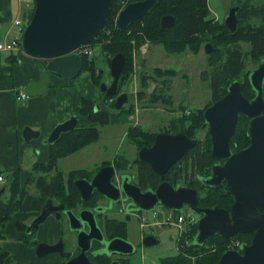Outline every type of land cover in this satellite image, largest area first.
I'll return each instance as SVG.
<instances>
[{
    "label": "water",
    "instance_id": "1",
    "mask_svg": "<svg viewBox=\"0 0 264 264\" xmlns=\"http://www.w3.org/2000/svg\"><path fill=\"white\" fill-rule=\"evenodd\" d=\"M114 0H34L35 7L31 18L24 25L20 42L24 55L39 60L43 68L39 71V79H31L25 86L27 96H41L48 90L52 82V75L64 79H71L80 74L83 68V57L79 51L90 44L104 31L108 22ZM159 0H137L123 7L117 16L116 26L127 29L133 22L142 21L157 5ZM237 6L230 9L225 20L231 33L238 30ZM176 23L173 14H165L161 18V26L172 27ZM212 44L205 46L210 53ZM110 58V74L113 80L110 84L101 82V91L108 97H116L115 107L125 108L129 102L128 92L119 93V81L127 62L123 52ZM103 72L98 71L100 77ZM250 80L256 90V96L248 99L242 89L239 78L228 85L227 93L204 110V123L210 124L212 134V154L215 157L227 158L225 164H215L212 175L205 180V184L213 187H224L226 192L234 195L231 210L215 205L202 207L198 202L196 189L179 186L172 187L164 181L169 167L176 161L182 162L183 157L197 144V137L189 136L182 130L173 133L161 131L156 134L153 145H143L138 150L135 162H146L152 170L162 178L155 191H142L141 188L128 181L122 180L121 185L112 181L113 165H107L98 170L91 181L75 180L81 192V199H87L94 187L107 198L117 201L121 194L130 198L135 206L144 210H154L158 203L184 212V205L200 214L197 222L195 242L203 245L216 235L231 238L238 233L254 231L251 243H244L240 249H226L217 264H264V63L250 72ZM101 104H96V111ZM239 112H244L249 118L248 134L251 144L234 152L230 139L236 130ZM77 113L64 121L58 122L50 135L45 137L44 143L53 144L62 134L77 128L79 123ZM26 141L39 137L40 131L30 126L23 129ZM226 183L224 184V182ZM0 189V195L5 191ZM41 213L27 226L26 234L32 235L52 212L60 205L53 203V199L45 200ZM64 207V205H61ZM135 207V208H137ZM79 216L69 210L71 228H76L75 221H89L91 230L79 232L81 251L70 258L65 264H95L89 260L87 250L93 239L103 238L100 228L95 223L94 213L84 209ZM154 234H147L145 239L154 238ZM145 242L146 246L160 244V239ZM86 242V243H84ZM59 244H48L41 241L36 246V253L43 257L47 253L59 251ZM107 250L119 251L125 254L134 252V245L122 237H114L108 242Z\"/></svg>",
    "mask_w": 264,
    "mask_h": 264
},
{
    "label": "rangeland",
    "instance_id": "2",
    "mask_svg": "<svg viewBox=\"0 0 264 264\" xmlns=\"http://www.w3.org/2000/svg\"><path fill=\"white\" fill-rule=\"evenodd\" d=\"M129 1L118 0L119 8L116 9L113 17V27L116 25L119 11L127 6ZM251 2V9H248L247 13L245 12L244 17L240 16L242 28L244 25H250L251 29L257 25H264V0H251ZM228 3L229 0H207L209 20L212 21L217 17L214 14L223 18L228 8ZM253 9L258 10L255 12ZM253 12L255 13L252 14ZM242 28L240 29L241 34L239 33L235 38H230L229 41L225 42L221 38L219 39L217 32L214 30L212 32L211 27L208 26L202 29L201 32H195L196 36H199L198 38H194L193 47L185 46L184 49L179 51L168 50L167 46L162 42L152 41L148 37H144L146 40L139 46L137 40L133 39L131 42L132 49L130 52L129 70L126 73L124 72L125 75L123 74L120 78L124 80L119 82L118 92H128L130 97L129 102L125 104V110L117 109L113 104V100L116 97H106L100 87L101 82L110 84L113 80L110 74V58L104 53L106 51L112 53L107 48V45L113 40V30L111 27L106 30L105 35L80 48L79 51L87 56L90 67L80 72L76 77L66 79L65 81L70 82L69 86L74 87L76 92L85 94L84 98L90 99L96 104L100 103L102 110L109 117L108 121L105 124H101L100 122L89 121V119L83 116L78 126L85 127L95 124L99 130V138L86 144L79 150L67 156L65 155V158L61 161L62 157L59 158L55 169L53 168L49 171L37 170L34 172L33 177H35V180L29 186V192L31 194H35V192H39L40 190L47 192L50 190L51 181L60 186L58 181L62 178V181L65 182L69 170L73 167L99 165L101 162L106 161V159L107 161H112L118 159V157L125 158L128 166L136 158L138 149L142 145L151 144L154 141H151V139H154L153 137L158 131L170 132L173 129H179L181 128L182 121H187L186 131L191 134L197 133L198 137L203 141L202 150L206 149L209 145L208 139L210 138L207 128L192 126L194 122L188 121L190 118L188 115L190 111L193 116L194 113L205 110L213 101L214 90L212 87L214 86L215 78H218V74L216 75V73L218 71L226 72L228 58V54L226 53L229 50L235 49L241 52L240 60L243 63L241 73L239 74L241 78L244 77L245 72H249V70L255 68L258 64L257 59L252 55L253 45L251 41H248L250 38L244 36L245 33L244 30L242 31ZM208 42L213 43L215 47V51L212 54H208L205 51V46ZM99 70L103 73L99 78V82H97L95 76ZM143 76L148 77V86L146 87L142 85ZM226 80L230 82L231 79L226 78ZM224 86L225 83L221 81V88H218V90H222ZM154 91L161 92L162 97L152 101L151 97ZM68 97L66 94V97L57 98L61 102V107L64 100L65 103L68 102ZM164 97L169 98L172 102H166L163 99ZM244 127L246 128V122H241L239 130L237 128V131L240 132L239 134H241L242 130H245ZM243 139L240 138L239 140L245 143L246 141H243ZM39 144L46 143L41 139ZM37 152L38 150L33 147L27 148L22 166L31 171L33 161H36L38 158ZM132 171L138 176L139 168L137 165H134ZM37 174L43 176H38ZM116 179H118L117 176ZM46 183L48 185H45ZM220 194L221 192L218 195ZM211 197L213 198L214 196L211 194ZM218 197H220V200H222V197L224 198L223 195ZM38 210L39 207H36V201H33L29 204L27 212L25 211L26 213L22 214L21 219L29 222L38 213ZM160 210H162V207L158 206L156 210L143 212V215L151 220H155L158 224L166 223V226L158 228L162 244L146 248L144 251L138 249L137 252L130 256V264H162V259L165 256H178L179 250L177 244H175L174 237L179 238L180 236L181 242L185 240L180 245L181 247L185 243L186 245L191 244L192 227L197 224L199 215L185 205L183 210L188 215V220L182 224L181 230L179 226H170V222H166L170 216L167 213H164L165 217L163 216V218H156V213ZM140 220V227H142L145 219L141 218ZM189 220H194L195 223L188 226ZM133 221L136 222V217L128 227L123 226V229L126 230L125 234L129 233V228L132 229L135 226L136 223ZM7 231V237L4 239L3 246L11 250L13 257L12 260H3L0 264H58V259L53 257L52 254L39 258L32 251L27 250L28 247L32 248L30 245L25 244L24 247L18 244L17 246L13 245L15 240H13V237L11 239L8 236ZM246 237L244 236L243 238ZM236 239L233 241L229 238L226 245L228 247L235 246V242H238ZM213 243L214 241L207 242L206 247L212 250L216 249V244Z\"/></svg>",
    "mask_w": 264,
    "mask_h": 264
},
{
    "label": "flooded vegetation",
    "instance_id": "3",
    "mask_svg": "<svg viewBox=\"0 0 264 264\" xmlns=\"http://www.w3.org/2000/svg\"><path fill=\"white\" fill-rule=\"evenodd\" d=\"M132 1H136V0H132ZM235 6H237L238 8L237 18H238L239 25H238V30L233 34L230 32L229 27L225 24V20H226V17L230 9ZM251 6H252L251 0H229L228 8L226 12L224 13L223 18H221V16L214 14L217 17L213 19L212 21H210L211 31L213 32L214 26L216 25L217 30L227 29V31H229L232 35H234L233 38H235L239 33L241 34L240 29L242 28V25L240 23V16L244 17L243 15H245V12L247 13L248 9H251ZM253 10L257 12L258 9H253ZM255 12H253L252 14H254ZM243 30L245 33L244 36H247L248 38H250L248 41H251V44L253 45L252 55L254 56L255 59H257L258 64L256 65L255 68L249 70V72L248 71L245 72L244 77L241 78L239 76V74L241 73V70H240V72L233 79L230 80V82H232L233 80L239 78L241 80L242 85H243V82L245 81L246 75L249 81L250 74H251L250 72H252L254 69L259 67L261 62L264 63V52L257 51L255 48L257 36H260V34L264 36V25H261V26L257 25L252 29L250 25H244L242 28V31ZM208 43L212 44L213 46V50L208 54H212L215 51V47L213 43L211 42H208ZM235 51H239V50H235ZM239 53L241 54L240 51ZM226 54H228L229 56V51ZM240 64L243 65L241 60H240ZM227 89H228V86H227ZM226 93L227 91L226 92L221 91L217 93L213 92L214 99L208 106L212 105L215 101L224 97ZM243 93L248 99L254 98L257 94L255 89L253 92L252 91L248 92V94H246L245 91H243ZM241 122L243 123L246 122V128L244 127L246 135L244 136V139H243V141H246V142L243 143L244 144L243 146H241L239 141L238 142L234 141V136H235V133H234V135L230 139L231 146L234 152H237V151L239 152L240 150L247 148L251 144V140H252L251 136H249L248 134L250 118L244 112H239V118H238L236 126L238 127V125H240ZM203 123L201 125V128H207L208 133L210 135V141H211L210 157L206 160H200L198 158L196 154V149L200 146V150L202 151L203 141L201 138L198 137L197 133L189 135L193 137L195 136L198 139L197 144L192 149L193 157L189 156V153L192 151L190 150L183 157L182 162H179V161L174 162L169 167L164 181H167L174 188L184 185V186L196 189L199 194L198 202H199V205L202 207H213L215 205H218L219 207L231 210V207L235 200L234 195L230 192H226L224 187H213V186H208L207 184H205V180L209 178L213 173L214 165L215 164H221V165L225 164L227 161V158L215 157L212 154V134L210 131V124L208 123L205 126H203ZM237 127H236V130H237ZM177 130H180V129H173L169 133H173ZM165 132H168V131H165ZM153 143L154 141L151 144H147V146H151L153 145ZM136 158L125 169L119 165L120 159H115L112 161H107L106 159V161L101 162L99 165L73 167L72 169H70L65 182L62 181V178L60 181H58L60 182L58 192L54 195L50 193L44 198V200H42L43 202L39 206L38 213L27 224L29 225L41 213L42 207L44 203L46 202L45 200L51 198L54 200L53 201L54 204L56 203L57 205H60L56 209L53 208L52 212L47 217V219L39 225V229L34 234L30 235L31 237H33V239L31 238L30 240L37 241L35 244V252H36L37 244L41 241L47 242L48 244H59L60 245V247L58 246L59 251L47 253V255L52 254L53 257L58 259L60 264H65L67 260H69L70 258L80 253L82 247L79 243V232L80 231L89 232L91 230V224L89 223L90 220L89 221L83 220V222L75 221L74 223L77 227L71 228V222H70L68 212L70 210L76 216H79V214L82 213L81 211L84 209H90L93 211L95 223L100 228L103 234V238L93 239L87 250V255L89 257V260L95 264H130L131 262L130 256L133 253L137 252L138 249L144 251L146 248H152V247L161 245L162 240L159 235L158 228H162L163 226H166V223L158 224L155 222V220H151L147 216H144L143 212L148 211V210H144V209H141L135 206L132 200L130 198H127L124 195V193L121 194V198L119 200L114 201V200L107 198L105 195L99 192L95 187L87 199H81V192L79 188L77 187V185L75 184V180L77 179H84L87 181H91L100 168L107 166V165H113L114 167V174L112 176L113 182L121 185L122 180L128 179V181H131L133 182V184L138 185L142 191H146V190L155 191L157 187L159 186L160 182L163 181L162 178L156 173L155 174L157 175V178L155 179H149L147 175H144V176L142 175V179H141L140 178L141 173H138V176H137L135 172L132 170H133L134 165L138 166L141 162H135ZM192 159H193V165L191 164ZM143 163L148 164L146 162H143ZM205 168L207 169L205 170ZM116 176L118 177V179H116ZM225 183L226 181L224 182V184ZM72 184L76 187V189L72 186ZM68 186H70V188H68ZM3 187H5L6 190L0 195V200L8 199L10 195V192L7 193L6 182L3 183L2 186L0 185V189H2ZM214 189H222L226 193H228L232 199L231 204L228 205L227 202L225 201V199L226 200L228 199L227 198L228 195L224 196L225 199L222 197V200L220 201H213V200L205 199L207 196H209L212 190L214 191ZM61 205H64V207H62ZM158 206H161L162 210L156 213V218H163L164 213H167V215L169 214L171 218H175L180 213V210L173 209L161 203H158L155 206L154 210H156ZM259 211L261 213H264V209H260ZM198 215H199L198 216V220H199L201 215L200 214ZM135 217H136V222L133 221L134 223H136L135 226L132 229L129 228V233L125 234L126 230L123 229V226L128 227V225L132 222V220H134ZM141 218L145 219L144 225L142 227H140ZM175 225L176 223L170 222V226H175ZM147 234H154L153 235L154 238L149 237L145 239ZM244 236H247V237L243 238ZM253 236H254V231L247 232V233H238L235 236L230 238L233 241H235V238H237L236 240H238V242H235V246H231V247L229 246V247L240 249L241 252H243V250L241 249V246H243L244 243L250 244ZM114 237H122L128 240L129 242H131L134 245V252L131 254H125L119 251L109 252L107 250V245H108V242ZM156 237L160 239L159 245H156V246H146L145 245L146 241L152 242L154 239L155 240L157 239ZM174 238H175L174 239L175 244H177V248L179 250L178 253H180L181 248H182L180 246L182 245L181 237L179 236V238H176V237ZM47 255H44V256H47ZM143 257H144V254H143Z\"/></svg>",
    "mask_w": 264,
    "mask_h": 264
},
{
    "label": "trees",
    "instance_id": "4",
    "mask_svg": "<svg viewBox=\"0 0 264 264\" xmlns=\"http://www.w3.org/2000/svg\"><path fill=\"white\" fill-rule=\"evenodd\" d=\"M132 1V0H130ZM129 1V2H130ZM137 1V0H136ZM35 7V2L33 1V6L31 12L29 14L28 19L31 18L33 10ZM118 0L113 1L112 9L110 12V16L108 22L106 24V28L102 33L97 37L100 38L102 35L106 34V30L111 27L113 30L112 41L107 48L112 51H106L115 55V53L123 52L126 55L127 62L124 68V72H128L129 70V60H130V52L132 49V40L136 39L138 46L146 40L144 37H148L155 40V42H162L168 48V50H181L184 49L185 46L193 47L194 38H198L199 35L196 36L195 32H201L202 29L206 27H210L211 20H209V9L207 5V0H159L158 4L148 13V15L142 20L133 22L127 27V29H119L116 25L113 27V17L115 15L116 9H118ZM165 14H173L176 17V23L172 27L164 28L161 26V18ZM214 31L217 32V37L224 41H229L230 38H233L229 31L216 29V25L214 26ZM96 38V39H97ZM95 41V40H94ZM93 42V41H92ZM256 50L260 52H264V36L260 34L257 36L256 41ZM104 52V53H106ZM24 54V53H23ZM83 57V68L82 71L89 69L90 63L86 55L82 54ZM241 54L239 51L229 50L228 62L226 65V72L218 71L216 73L218 78L214 80V86L212 87L214 92H226L229 81L226 78L233 79L241 70L240 64ZM81 71V72H82ZM123 74L125 75V73ZM122 74V76H123ZM121 76V77H122ZM101 77V76H100ZM97 75L95 76V80L99 82V78ZM124 79H120L122 82ZM119 81V82H120ZM221 81L225 83V86L222 90H218L221 88ZM142 85L148 86V77L143 76ZM243 91L246 94L248 92H253L254 89L250 80L248 81L247 75L243 85L241 86ZM105 96L106 94L103 93ZM162 93H158L156 91L152 94V101L158 100ZM107 97V96H106ZM163 99L166 102H172L169 98L164 97ZM113 104L115 106V100H113ZM122 110H125L122 109ZM191 112V111H190ZM189 112V120L191 121L192 126L201 127L204 122V110H201L199 113H194L193 116ZM76 113L79 115L80 119L85 116L89 121L100 122L101 124H105L108 121V116L105 111L100 108L96 111V103L90 99L84 98L81 104L77 107ZM79 119V123L80 120ZM187 121H182L181 128L183 132L188 135H192L186 131ZM240 125H238L239 130ZM236 130L234 141L238 142L243 146L244 144L239 140L240 138H244L246 135L245 130H242L241 134ZM99 138V130L95 124H91L90 126H77L73 131L69 133H64L60 137L58 141L49 145V162L47 164L36 163L33 167V172L28 174V177L22 178V170L15 169L8 173V185L9 188V198L0 200V238L7 237V226L8 223L11 222L14 218L15 213H24L26 211L24 206V200L29 193V184L33 183L35 177H33L34 170H47L55 169L59 158L64 157L65 155H69L86 144L97 140ZM155 138V136L153 137ZM154 139H151L153 141ZM208 146L204 150H200V146L196 149V154L200 160H206L210 157L211 152V141L208 139ZM189 156L193 157V150L189 153ZM118 164L122 168H127V160L125 158H119ZM191 164L193 165V159ZM139 173H141L140 178L142 179V175H147L149 179L157 178V175L152 170L149 164H145L141 162L138 165ZM72 186L76 189V187L72 184ZM219 192H221L220 195ZM211 194L214 196L211 197ZM228 195V199L225 200L228 205L231 204L232 199L228 193H226L222 189H214L210 192L209 196L205 199L213 201H220V197L218 196ZM210 197V199H208ZM181 213V212H180ZM15 227L22 232L21 240H26L29 235L26 234L25 230L27 227V223L22 220H16L14 223ZM198 228L197 224L192 227V239L190 245L182 246L180 253L178 256H167L162 259V264H217L218 259L221 258L222 253L228 249L229 247L226 245V242L229 241V238H225L219 235L214 236L213 238L207 240L203 245L197 244L195 242V237L197 234ZM243 235V234H242ZM212 242L216 244V249H210L206 247L207 242ZM183 240L182 243H184ZM213 243V244H214ZM212 244V245H213ZM211 245V246H212ZM214 248V247H213ZM185 253V254H184ZM9 255V251L2 248L0 245V263Z\"/></svg>",
    "mask_w": 264,
    "mask_h": 264
},
{
    "label": "crops",
    "instance_id": "5",
    "mask_svg": "<svg viewBox=\"0 0 264 264\" xmlns=\"http://www.w3.org/2000/svg\"><path fill=\"white\" fill-rule=\"evenodd\" d=\"M33 1L0 0V42H9L18 36L20 27L15 25L14 20L20 17L26 21L31 12ZM41 68H43L41 61L24 55L23 51L0 50V175L4 177V180L0 184L2 186L6 182L7 193L9 192V188L7 187L9 172L20 168L22 170V178L25 179L28 177V174L33 172V167L36 163L47 164L49 162V145L39 144L40 140L50 135L58 122L64 121L69 116L75 114L77 107L84 96H86L83 93L76 92L74 87L69 86L71 83L65 81L66 79L53 74L52 82L45 94L33 97L28 96L27 99L18 100V92L24 90L31 79H39ZM85 79L87 78L85 77ZM66 94L69 96L68 102L65 103L64 100L61 107V102L57 98L66 97ZM26 126L39 130V137L26 141L22 133ZM30 147L38 150V158L36 161H33L31 171L22 166L25 152ZM63 158L65 157H62L60 161ZM64 171L66 172V170ZM45 185H48V183ZM52 186L55 187L52 188ZM58 190V184L51 181L49 191L43 192L40 190L39 192H35V194L29 192L24 200L25 209L27 210L29 204L33 201H36V207H39L47 195L50 193L54 195ZM44 193L47 194L44 195ZM27 201H29L27 203L28 206L26 204ZM22 214L15 213L13 220L8 223V236L11 239L13 237V240H15L13 245L17 246L18 244L21 247H24L25 244L30 245L32 248L28 247L27 250L37 255L34 249L37 241L30 240L31 238L33 239L30 235L26 240H21L22 232L14 226L16 220H22ZM25 223L28 224L29 222ZM5 238H0V245L3 249L9 251L6 261H10L13 254L10 249H6L3 246ZM37 257L41 258L38 255ZM58 264H60L59 261Z\"/></svg>",
    "mask_w": 264,
    "mask_h": 264
},
{
    "label": "built area",
    "instance_id": "6",
    "mask_svg": "<svg viewBox=\"0 0 264 264\" xmlns=\"http://www.w3.org/2000/svg\"><path fill=\"white\" fill-rule=\"evenodd\" d=\"M26 22H27V20L25 21V20H23L20 17H17L14 20L15 25H18L20 27V33L18 34L17 37L13 38L9 42L8 41L0 42V50L1 51H14V50L22 51L21 43H20V35H21L22 29H23V27H24ZM27 97H28L27 93L24 90H21V91L18 92V96H17L18 100L21 101V100L27 99ZM3 180H4L3 175H0V183ZM187 216L188 215L185 212H182V213L178 214L175 218H171V216H169L167 218L166 222L176 223V225L179 226L180 229L182 230V224L184 222H186V220H188ZM194 223H195L194 220L193 221L189 220L187 225L190 226V225H193ZM186 226H185V228H186Z\"/></svg>",
    "mask_w": 264,
    "mask_h": 264
}]
</instances>
